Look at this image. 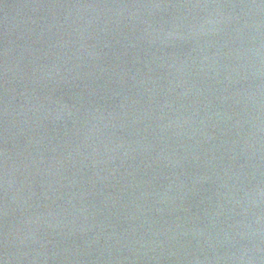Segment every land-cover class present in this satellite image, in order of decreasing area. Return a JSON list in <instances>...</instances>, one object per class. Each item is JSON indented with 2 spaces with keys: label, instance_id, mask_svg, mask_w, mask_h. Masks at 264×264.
<instances>
[{
  "label": "water",
  "instance_id": "water-1",
  "mask_svg": "<svg viewBox=\"0 0 264 264\" xmlns=\"http://www.w3.org/2000/svg\"><path fill=\"white\" fill-rule=\"evenodd\" d=\"M0 264H264V0H0Z\"/></svg>",
  "mask_w": 264,
  "mask_h": 264
}]
</instances>
